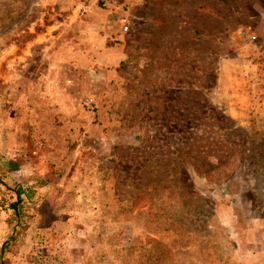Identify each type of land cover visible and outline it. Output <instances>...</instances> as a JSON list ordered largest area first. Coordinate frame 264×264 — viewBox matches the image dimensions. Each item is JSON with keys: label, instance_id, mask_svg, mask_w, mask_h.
Instances as JSON below:
<instances>
[{"label": "rangeland", "instance_id": "374dc122", "mask_svg": "<svg viewBox=\"0 0 264 264\" xmlns=\"http://www.w3.org/2000/svg\"><path fill=\"white\" fill-rule=\"evenodd\" d=\"M0 264H264V0H0Z\"/></svg>", "mask_w": 264, "mask_h": 264}]
</instances>
